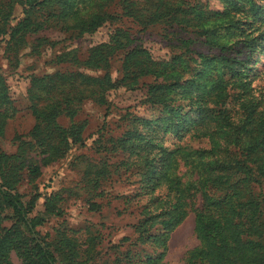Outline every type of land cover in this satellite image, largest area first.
I'll use <instances>...</instances> for the list:
<instances>
[{"label":"trees","instance_id":"obj_1","mask_svg":"<svg viewBox=\"0 0 264 264\" xmlns=\"http://www.w3.org/2000/svg\"><path fill=\"white\" fill-rule=\"evenodd\" d=\"M213 1L221 9H214ZM17 6L23 17L14 24ZM126 19L140 31L163 26L177 43L174 56L156 61L129 30L117 28L108 43L91 47L85 60L74 52L69 59L57 56V65L73 63L75 69L32 79L28 94L37 123L31 140L19 137L15 154L0 148V264H11L13 252L22 264H160L171 233L198 197L195 233L201 245L185 264H264V94L255 96V78L248 79L264 54V0H0V41L22 45L48 28L79 39ZM121 52L114 79L111 68ZM146 78L152 82L142 84ZM119 87H142L141 104L150 114L127 110L119 133L99 130L93 155L75 161L85 163L82 202L92 213L111 202L108 187L126 183L136 190L114 197L139 209L135 237L109 241L113 245L104 253L103 223L88 227L83 243L67 227L54 234L39 231L48 218L64 216L62 191L47 197L44 211L33 215L41 197L37 186L28 196L18 188L26 176L33 183L43 167L86 146L88 125L76 119L82 105L91 100L109 109L106 95ZM13 111L0 74V137ZM188 136L208 139L210 148L183 144ZM30 152L36 153L28 157ZM180 164L197 179L183 181Z\"/></svg>","mask_w":264,"mask_h":264},{"label":"rangeland","instance_id":"obj_2","mask_svg":"<svg viewBox=\"0 0 264 264\" xmlns=\"http://www.w3.org/2000/svg\"><path fill=\"white\" fill-rule=\"evenodd\" d=\"M212 7L221 9L220 4L216 1L212 2ZM21 12L22 9L17 6L14 24L23 17ZM117 28L129 30L138 39L137 44L144 45L156 61H169L174 56L172 46L177 43L173 38L166 36L168 32L164 31L163 26L140 31L138 25L127 19L122 22H107L96 33L85 35L79 39H72L70 34L59 29L48 28V30L38 36L28 37L22 45H17L14 42L8 44L9 38H6L5 41H0V74L5 79L11 108L14 109L5 121L4 136L0 137V148L3 152L7 154L17 153L19 146L17 139L19 137L24 141L31 140L29 134L37 123L36 117L31 110L28 94L32 79L52 74L56 71L75 69L72 66L73 63L57 65L55 61L57 56L65 55L69 59L68 53L74 52L79 60H85L89 49L101 43H108ZM36 37H45L46 41L38 42ZM202 51L208 52L205 48H202ZM124 56L125 53L121 52L119 57L113 62L111 73L114 79L118 78L120 60ZM254 67L255 69L248 72V75H250L248 79L255 78V96H257L264 94V54L260 57V62L257 65L255 64ZM81 71L92 76H102L104 74L102 71L84 69H81ZM150 82H152V78H146L141 81L142 84ZM144 95L142 87L136 91H129L124 87H119L110 90L106 95L109 109L105 106H99L91 100L86 101L82 105L76 119L84 121L88 125L85 132L87 145L83 147L75 146L66 158L54 162L50 166L43 167L42 175L35 182L30 183L31 179L28 176L25 177L24 182L18 188L19 193L28 196L33 192V185H36V191L38 190L41 195L33 215L41 214L44 211L46 198L52 193L62 191L65 197L63 203L64 216L61 218H48L46 223L38 228L41 233L50 232L54 234L60 226L67 227L73 230V235L79 242L83 243L88 237V227L92 225L99 227L103 223L105 227L102 231V242L99 248L104 253L123 237H135L133 225L139 219L137 214L139 209L134 203L127 205L124 199L114 198L117 195L135 193V188L126 183L115 184L112 186L113 188L108 187V192L112 196L106 198V200L111 202L105 205L101 213H92L88 211V208L82 202L86 193L81 183L85 163L75 165V161L78 156L84 153L89 156L93 155V151L90 148L93 145V141L97 138L99 130L104 129V132L109 134L114 131L113 135L119 133L125 124L121 118L127 110L142 117L150 114L147 107L141 104ZM59 122L64 126L69 125V120L64 118H60ZM174 142V139L170 137L167 144L172 145ZM183 144H188L196 149L210 148L208 139L200 140L191 138V136H188ZM35 153L30 152L28 157ZM194 172L184 164L179 165L178 175L183 181L197 179V174ZM24 201H27V198ZM201 205V198H196L194 210L190 212L183 224L171 233L168 241V252L160 264H185L190 251L201 245L195 233V209L201 208ZM119 212H122V214L120 215ZM4 225L10 227L11 222L7 221ZM109 241L113 244L111 242L109 244ZM10 262L11 264H22L14 252L10 255Z\"/></svg>","mask_w":264,"mask_h":264}]
</instances>
